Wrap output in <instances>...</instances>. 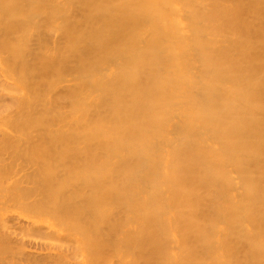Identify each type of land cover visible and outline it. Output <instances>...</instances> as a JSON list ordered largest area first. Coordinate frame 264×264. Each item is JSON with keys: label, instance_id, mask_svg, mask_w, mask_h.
<instances>
[{"label": "bare ground", "instance_id": "1", "mask_svg": "<svg viewBox=\"0 0 264 264\" xmlns=\"http://www.w3.org/2000/svg\"><path fill=\"white\" fill-rule=\"evenodd\" d=\"M0 57L78 264H264V0H0Z\"/></svg>", "mask_w": 264, "mask_h": 264}, {"label": "rangeland", "instance_id": "2", "mask_svg": "<svg viewBox=\"0 0 264 264\" xmlns=\"http://www.w3.org/2000/svg\"><path fill=\"white\" fill-rule=\"evenodd\" d=\"M34 38H33V37ZM31 37H29V39H28V41L30 42V43H28V41H27V43H26V46L28 45V48L26 47V52H25V54H24V60H25V62H26V60L28 61L27 63H29V61H32L33 59V55L36 53H38V51L39 50H37V49H40L41 48V38H38V36H37V39H35L36 38V34H34V35H32ZM52 37H47V39H48V41H50V39H51ZM31 39V40H30ZM53 40V39H52ZM57 40H59V39H57ZM32 42V43H31ZM38 44H39V46H38ZM31 46V47H30ZM30 50V51H29ZM37 50V51H36ZM35 51V52H34ZM1 58V57H0ZM26 58V59H25ZM29 58V59H28ZM2 59V58H1ZM1 65H0V67H2V65H4L3 63H0ZM14 65V64H13ZM18 64H16V66H17ZM11 66H12V64H11ZM10 66V67H11ZM15 66V65H14ZM13 66V67H14ZM14 67L15 69H17L18 70V66L17 67ZM12 68V67H11ZM11 68H10V70H11ZM16 70V71H17ZM0 71H2L3 72V68H0ZM15 70H11V72H14ZM15 71V72H16ZM2 72H0V74H1V76L5 79V81H4V83H3V78L0 76V78H2V79H0V85L1 86H4L5 84L7 85V82H8V84L9 83H11V81H12V79H11V77H9V76H5L4 75V72L2 73ZM10 80V81H9ZM3 84V85H2ZM11 85V84H10ZM5 87H8L9 89L11 88V87H9V85H7V86H5ZM1 89H0V106H1V108H0V122H2V119H5L4 117L6 116V114L8 113V112H11V111H14V109H15V107L17 106V105H15V104H17V102L18 101H16V99L14 98V97H12V96H9L10 94H9V90H7L6 92L9 94H7L6 92H4L3 93V89L4 88H2V87H0ZM7 88V89H8ZM6 90V89H5ZM2 91V92H1ZM5 93H6V95H5ZM2 97V98H1ZM4 98V99H3ZM9 99V100H8ZM13 100V101H12ZM3 102V103H2ZM16 102V103H15ZM2 103V104H1ZM10 103V104H9ZM9 104V105H8ZM9 106V107H8ZM10 108V109H9ZM8 111V112H7ZM5 112V113H4ZM2 115V116H1ZM3 115H4V117H3ZM1 125H4V122H2V124H0V145H1V137H2V132H3V130L4 129H7L8 131H10L11 132V134H12V132L14 131V128L13 127H7V128H3V126L1 127ZM13 128V129H12ZM2 130V131H1ZM15 132L16 131H14V134H15ZM10 136H12V135H10ZM14 136V135H13ZM0 149H1V146H0ZM3 151H1L0 150V180H1V183H0V186H1V188H0V215L2 216L0 219V264H65V262H66V264H68L69 263V261H70V263L69 264H74L75 263V261H76V263L78 264L79 263V261H81L80 260V258L78 257L79 256V254H80V251H79V249L77 250L78 252H76L77 253V256H75V254H74V251H76V247L78 248V246H76V244H75V241H73V240H71V238H70V235L69 236H67L68 234L66 233L67 231V229H65V233H66V236L64 235V233L63 234H58V231L60 232V233H62L64 230H62L64 227L63 226H65V225H63L62 223H61V221H59V220H57V218L56 217H54V213L52 212V209H53V207L51 206V205H47L45 202L46 201H44V200H46L45 198H47V197H45V195H46V193H45V195H44V197H40V196H43V193H42V191H41V189H39L40 190V193H39V190L37 189L39 186H37L38 184V182H36V179H37V177H36V179L34 180V178H33V180L30 182V180L29 179H31L32 178V174L34 175L36 172H38V171H36V172H33L32 171V167H34V165L32 166L31 164H33V163H31L30 164V160L27 162V164H26V162L24 163V161L22 160L21 161V159H23V158H17V159H15L14 157H13V155H12V157H11V154L9 153L10 152V150H8V151H5V152H3ZM9 153V155H8V153ZM10 156V157H9ZM25 156V155H24ZM23 156V157H24ZM8 158V160H7V158ZM26 157V156H25ZM25 161H27L26 159H25ZM16 162H18V163H16ZM5 163V164H4ZM10 164H12V165H10ZM26 164V165H25ZM31 166V168H30V166ZM14 166H16V168L14 169ZM18 166V167H17ZM11 167V168H10ZM13 167V168H12ZM19 168V169H18ZM21 168V169H20ZM11 169V170H10ZM35 169V168H34ZM59 169H60V171H59ZM59 169H57L58 171H56V175L57 176H61V173L59 174V172H61V168H59ZM14 170H16L15 172H14ZM11 171V172H10ZM8 172V173H7ZM10 172V173H9ZM2 173H3V175H7V177H5V176H3L2 177ZM5 173V174H4ZM7 173V174H6ZM29 173V174H28ZM27 174V175H26ZM41 174V173H40ZM17 175V176H16ZM24 175V176H23ZM30 177H29V176ZM38 175V174H37ZM25 176L27 177V179L25 178ZM35 176H36V174H35ZM39 177H41L42 178V176H39ZM9 178V179H8ZM6 179V180H5ZM17 179V180H16ZM19 179V180H18ZM39 179V178H38ZM14 180V181H13ZM16 180V181H15ZM40 180V179H39ZM18 181V182H17ZM21 181V182H20ZM12 182V183H11ZM14 182V183H13ZM16 182V183H15ZM35 182V183H34ZM41 182V181H40ZM10 183H11V185H10ZM33 183V184H32ZM12 184H14L13 186H12ZM17 184H19V185H17ZM32 184V185H31ZM35 184H36V186H35ZM41 183H39V185H40ZM17 185V186H16ZM22 185V186H21ZM19 186V187H18ZM34 186H35V188H34ZM5 187V188H4ZM16 187V189H14ZM35 189H33V188ZM12 188H13V190H12ZM18 188V189H17ZM24 188V189H23ZM2 189V190H1ZM3 189H4V191H3ZM12 190L11 192H10V190ZM6 190V191H5ZM21 191V192H19V191ZM1 191H3L2 193H1ZM16 191H17V193H16ZM25 191H27V192H25ZM36 191H38V192H36ZM13 192L15 193L14 194V196H13ZM18 192L19 193H21V194H18ZM7 194V196H6V194ZM12 193V194H11ZM25 193V194H24ZM27 193V194H26ZM39 193V194H38ZM3 194V195H2ZM11 196H10V195ZM17 194H18V196H17ZM24 194V195H23ZM42 194V195H41ZM25 195H26V197H25ZM48 195V194H47ZM9 196L11 197V200H9L10 198H9ZM20 196H22V197H20ZM15 197H18V198H15ZM20 198V200L22 201V200H24L25 202H23L22 201V203H21V201L20 200H18ZM23 198V199H22ZM27 198H30V199H27ZM42 198H44V199H42ZM49 198V197H48ZM47 198V199H48ZM17 199V201H15ZM27 199V200H26ZM15 202H14V201ZM33 202H32V201ZM43 200V201H42ZM50 200V199H49ZM19 201H20V204H19ZM30 201V202H29ZM38 201V202H37ZM40 201V202H39ZM42 201V202H41ZM16 202H18V203H16ZM45 204H44V203ZM14 203V204H13ZM15 203H16V205L17 204H19V205H23V203H24V205H25V207L24 206H20L19 208L18 207H16V205H15ZM26 203V204H25ZM28 203V204H27ZM30 203H33L34 204V206L35 205H37L38 203V205H37V207L40 205H42V203H43V207L45 206H49L48 208H50L49 210H50V212H49V210H48V212H47V214L46 215H43V214H45L46 213V211H47V209L48 208H45V209H42V207H40V209H38L39 210V212H41V211H43V213L41 212V214H39V217L37 216V214H38V211H37V208H36V212H34L35 210V208L33 209V212H31L32 210V208H33V204H30ZM36 203V204H35ZM57 203V202H56ZM31 205L32 206V208L30 209V206H27L26 207V205ZM48 204H49V202H48ZM19 205H17V206H19ZM58 206V205H57ZM29 207V208H28ZM52 207V208H51ZM22 208H26V210H24V209H22ZM27 208H28V211H27ZM22 209V210H21ZM29 210H31V211H29ZM54 210V209H53ZM28 212H29V215H28ZM51 212H52V214H51ZM37 213V214H36ZM31 214V215H30ZM35 214V215H34ZM50 216H49V215ZM34 215V216H33ZM40 215H41V217H43V216H46V218L44 217V220H49V221H51V222H53L54 221V219H55V221L56 222H58V225H57V223L54 221V223H51V225L54 227V228H56V230L57 231H51L50 230V228H48L49 226H51L50 225V223L49 222H45L44 220H39L37 223H35V225H34V223H32V219L36 216V217H38V218H41L40 217ZM53 215V216H52ZM33 216V217H32ZM5 225V229H3L4 227H3V224ZM31 223V224H30ZM42 223V224H41ZM44 223V224H43ZM45 224L48 226H45ZM61 224V225H60ZM62 226L61 228H59L58 226ZM32 226H33V228H32ZM42 226V227H41ZM7 227V228H6ZM35 227V228H34ZM46 229H45V228ZM57 227H58V229H57ZM38 228V229H37ZM42 228V229H41ZM49 229V230H48ZM33 230V231H32ZM36 230H37V232H36ZM45 232H44V231ZM32 231V232H31ZM36 233H35V232ZM40 231V232H39ZM46 233V234H45ZM49 235H48V234ZM53 234H55V235H53ZM46 237V238H45ZM53 237H55V239L56 240H54V238ZM57 237V238H56ZM69 239H68V238ZM49 238H53V239H49ZM62 238H64V239H62ZM62 239V240H61ZM64 240V241H63ZM50 241V242H49ZM53 241H54V243H53ZM56 241V242H55ZM70 241H72V242H70ZM58 242V243H57ZM62 242V243H61ZM65 242V243H64ZM68 242H69V246H68ZM61 243V244H60ZM67 243V244H66ZM74 243V244H73ZM52 244V245H51ZM55 244V245H54ZM71 244V245H70ZM3 245V246H2ZM58 245V246H57ZM65 245H66V247H65ZM76 246L75 247V249H74V247L73 246ZM64 246V247H63ZM4 247V248H3ZM58 247V248H57ZM71 247H73V248H71ZM59 248H61V249H59ZM62 248H63V250H62ZM67 248H69V249H67L68 251H66V249ZM62 250V251H61ZM64 251H65V253H64ZM63 252V253H62ZM72 253V254H71ZM67 256H65V255ZM65 257H64V256ZM75 256V257H74ZM79 258V259H78ZM75 259H77V260H75ZM63 260V261H62ZM65 261V262H64ZM68 261V262H67ZM75 263V264H76Z\"/></svg>", "mask_w": 264, "mask_h": 264}]
</instances>
